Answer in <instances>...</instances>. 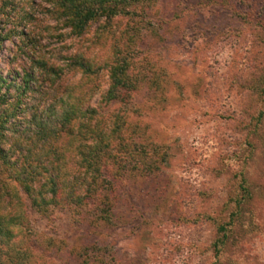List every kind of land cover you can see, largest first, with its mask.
<instances>
[{"label":"rangeland","instance_id":"374dc122","mask_svg":"<svg viewBox=\"0 0 264 264\" xmlns=\"http://www.w3.org/2000/svg\"><path fill=\"white\" fill-rule=\"evenodd\" d=\"M6 1L0 35L34 31L29 55L53 59L87 48L97 28L73 38L39 12L44 0ZM235 3L239 15L249 4L252 14L236 16ZM24 13L37 27L20 20ZM142 17L117 22L137 57L132 75L139 80L126 112L144 158L129 162L130 175L112 195L120 220L98 224L87 207L29 210L24 246L43 264H264V0H153ZM19 39L10 34L0 42V81L16 75L18 82L27 64L15 54ZM97 84L98 92L106 89V71ZM98 100L97 93L90 105ZM242 179L252 199L225 239L217 229L233 211Z\"/></svg>","mask_w":264,"mask_h":264},{"label":"trees","instance_id":"16d2710c","mask_svg":"<svg viewBox=\"0 0 264 264\" xmlns=\"http://www.w3.org/2000/svg\"><path fill=\"white\" fill-rule=\"evenodd\" d=\"M8 2L1 0L5 5ZM44 2L47 7H40L39 12L73 38L82 39L92 24L97 28L87 40L92 48L77 46L73 53L53 59L28 54L37 43L34 31H29L32 37L28 30L18 33L16 29L0 35L1 42L18 34L15 54L27 60L18 82L16 75L9 82L0 81V178L4 179L0 181V264H43L35 250L24 246L29 210L46 215L53 209L87 207L98 224L120 220L113 216L112 195L117 183L130 175L129 162L136 158L143 164L144 159L143 152H135L141 145L130 136L135 128L129 125L126 112L139 80L132 75L137 57L128 50L125 42L131 39L118 31L117 22L143 23L145 9L153 0ZM236 6H231L233 14L238 13ZM252 10L249 4L244 15L236 16L246 20ZM20 20L37 27L30 13ZM39 27L48 29L46 24ZM93 47L98 48L96 53ZM101 70L106 71L107 87L98 92ZM97 93L99 100L91 106ZM137 133L143 135L141 129ZM239 188L233 211L217 229L225 239L234 230L233 218L239 219L242 206L252 199L253 191L244 179Z\"/></svg>","mask_w":264,"mask_h":264}]
</instances>
